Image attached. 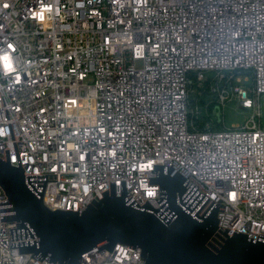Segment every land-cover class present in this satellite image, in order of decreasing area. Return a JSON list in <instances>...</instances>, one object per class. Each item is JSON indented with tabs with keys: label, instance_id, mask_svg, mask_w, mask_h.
I'll list each match as a JSON object with an SVG mask.
<instances>
[{
	"label": "built area",
	"instance_id": "obj_1",
	"mask_svg": "<svg viewBox=\"0 0 264 264\" xmlns=\"http://www.w3.org/2000/svg\"><path fill=\"white\" fill-rule=\"evenodd\" d=\"M3 54L0 160L49 210L82 213L114 189L170 220L162 167L185 180L182 208H218L220 231L264 241V0H0ZM196 88L216 101L193 104ZM228 102L244 124L212 121ZM13 214L0 187V264H54L21 253L39 239ZM79 264L144 260L100 245Z\"/></svg>",
	"mask_w": 264,
	"mask_h": 264
},
{
	"label": "water",
	"instance_id": "obj_2",
	"mask_svg": "<svg viewBox=\"0 0 264 264\" xmlns=\"http://www.w3.org/2000/svg\"><path fill=\"white\" fill-rule=\"evenodd\" d=\"M157 171L153 183L172 213L170 220L148 212L149 206L127 205L126 193L118 197L114 189L82 213L53 212L44 205L43 194L31 191L22 169L0 160V187L14 212L7 220L21 229L28 224L39 239V246L22 247L21 253L54 264H79L100 245L113 250L122 244L141 249L144 264H264V241L220 231L218 208H182L184 178L162 167Z\"/></svg>",
	"mask_w": 264,
	"mask_h": 264
},
{
	"label": "rangeland",
	"instance_id": "obj_3",
	"mask_svg": "<svg viewBox=\"0 0 264 264\" xmlns=\"http://www.w3.org/2000/svg\"><path fill=\"white\" fill-rule=\"evenodd\" d=\"M244 85L246 87L249 86V84H244ZM198 93L199 90L196 88L192 96L193 104L196 103L197 101L200 103V105L214 103L216 101V96L214 94H210L209 92H206L199 97ZM261 105L263 109L262 112H263V127H264V97H262ZM206 115L207 113H204L203 117H205ZM211 119L215 123L221 120L227 128H230L233 125L244 124L248 119V114L239 109V104L237 102H228L224 110H222L221 113L219 114L213 113Z\"/></svg>",
	"mask_w": 264,
	"mask_h": 264
},
{
	"label": "clouds",
	"instance_id": "obj_4",
	"mask_svg": "<svg viewBox=\"0 0 264 264\" xmlns=\"http://www.w3.org/2000/svg\"><path fill=\"white\" fill-rule=\"evenodd\" d=\"M7 6V5H5ZM51 11V7H46V8H42L38 13H36V18L39 21H44L45 20V13ZM9 47H11V45H9ZM0 63H2L3 68L5 69V71L7 72H11L13 71V65H12V60L10 58V56L8 54H3L0 55Z\"/></svg>",
	"mask_w": 264,
	"mask_h": 264
},
{
	"label": "trees",
	"instance_id": "obj_5",
	"mask_svg": "<svg viewBox=\"0 0 264 264\" xmlns=\"http://www.w3.org/2000/svg\"><path fill=\"white\" fill-rule=\"evenodd\" d=\"M218 128H221V127H219V126H217Z\"/></svg>",
	"mask_w": 264,
	"mask_h": 264
}]
</instances>
